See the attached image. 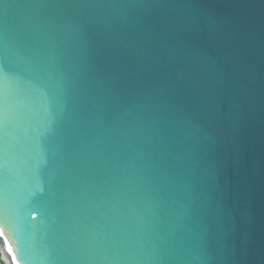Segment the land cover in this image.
Segmentation results:
<instances>
[{
  "label": "water",
  "instance_id": "water-1",
  "mask_svg": "<svg viewBox=\"0 0 264 264\" xmlns=\"http://www.w3.org/2000/svg\"><path fill=\"white\" fill-rule=\"evenodd\" d=\"M0 87L12 264H264V0H0Z\"/></svg>",
  "mask_w": 264,
  "mask_h": 264
},
{
  "label": "snow or ice",
  "instance_id": "snow-or-ice-1",
  "mask_svg": "<svg viewBox=\"0 0 264 264\" xmlns=\"http://www.w3.org/2000/svg\"><path fill=\"white\" fill-rule=\"evenodd\" d=\"M6 105H7V99H6V96H5L3 88L0 87V128H2L4 120H5ZM3 235H4V232L2 230H0V236H3ZM4 243H5V246L7 247L8 253L12 257L13 264H17L16 256L13 253V249H12L11 245L8 243L6 238H5Z\"/></svg>",
  "mask_w": 264,
  "mask_h": 264
},
{
  "label": "bare ground",
  "instance_id": "bare-ground-1",
  "mask_svg": "<svg viewBox=\"0 0 264 264\" xmlns=\"http://www.w3.org/2000/svg\"><path fill=\"white\" fill-rule=\"evenodd\" d=\"M0 256L2 258V260L4 261V263L6 264H12L11 259L9 258L7 252L5 251L4 247L1 244V240H0Z\"/></svg>",
  "mask_w": 264,
  "mask_h": 264
},
{
  "label": "rangeland",
  "instance_id": "rangeland-1",
  "mask_svg": "<svg viewBox=\"0 0 264 264\" xmlns=\"http://www.w3.org/2000/svg\"><path fill=\"white\" fill-rule=\"evenodd\" d=\"M1 255V254H0ZM0 260L4 263V261L0 258ZM5 264V263H4Z\"/></svg>",
  "mask_w": 264,
  "mask_h": 264
},
{
  "label": "trees",
  "instance_id": "trees-1",
  "mask_svg": "<svg viewBox=\"0 0 264 264\" xmlns=\"http://www.w3.org/2000/svg\"><path fill=\"white\" fill-rule=\"evenodd\" d=\"M0 264H4V263L0 260Z\"/></svg>",
  "mask_w": 264,
  "mask_h": 264
}]
</instances>
